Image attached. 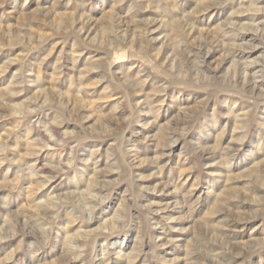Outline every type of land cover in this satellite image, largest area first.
<instances>
[{
  "label": "rangeland",
  "instance_id": "rangeland-1",
  "mask_svg": "<svg viewBox=\"0 0 264 264\" xmlns=\"http://www.w3.org/2000/svg\"><path fill=\"white\" fill-rule=\"evenodd\" d=\"M135 2L92 0L84 10L87 16L77 8L76 0L72 4L67 0H27V4L9 0L5 4L0 15V159L7 150L9 159L21 163L11 168L8 163L0 164V195L11 193L8 207L0 208V238L16 233L0 243V264H14L19 255L16 248L22 246L19 228L21 224L33 227L34 216L49 224L68 225L63 242L41 252L40 264H97L102 256L107 257V264H145V260L151 264H264V224L249 219L253 201L264 202V152L250 150L246 141L244 151L229 167L213 164L207 171L193 170L221 155L227 158L229 143L239 138L246 121L264 117V27L260 26L264 0H188L185 10L195 20L191 29L181 16L170 25L152 24L146 29L143 21L156 17L150 10L142 14L132 11ZM146 30L149 36L144 35ZM106 52H110L114 68L135 72L141 65L150 66L152 80L147 91H157L172 81L192 85L184 89L182 103L172 109L165 105L167 114L162 112L157 123L148 128L133 126L141 136L154 137L160 145L178 139L167 150L171 156L159 153V170L150 164L139 169L140 175L151 177L142 183L159 188L183 176V189L172 195H136L135 184L122 185L124 191L116 190L119 198L113 192L102 206L106 210L102 222L94 219L81 227L69 211L70 193H78L90 209L102 195L95 185L105 178L115 179L117 170L98 161L83 187L69 188L56 179L46 182L49 169L42 166L59 164L58 156H49L55 145L46 137L59 139L57 129L65 139L79 134L81 118L87 117L82 125L87 138L82 137L81 151L100 148L107 155L117 144L110 130L126 113L117 107L120 94L106 91L103 69L97 67ZM37 73L39 82L31 83ZM172 91L169 87V95ZM209 99L215 102L209 105ZM61 102L68 104L71 122L58 118V113L66 112ZM212 108L214 127L195 142L191 132L187 139L178 138L186 125L210 119ZM34 122L46 127L47 133ZM208 151L213 153L212 159H201L200 153ZM156 154L155 145L143 153L145 158ZM36 161L39 172L31 179L18 178L22 164ZM189 190L192 199L199 197V201L190 212L180 213L185 218L174 224L180 230L168 232L167 238L177 243L154 249L149 238L164 235L153 227L162 218L145 206H160L164 215H176L164 206L183 202ZM128 195H135L147 213L141 226L129 228L126 236L113 235L107 252L100 249L102 240L92 250L82 244L85 237L91 241L97 229L118 227ZM53 210L57 215L51 214ZM237 217L245 223H234ZM32 239L31 233L25 235L23 244Z\"/></svg>",
  "mask_w": 264,
  "mask_h": 264
},
{
  "label": "clouds",
  "instance_id": "clouds-1",
  "mask_svg": "<svg viewBox=\"0 0 264 264\" xmlns=\"http://www.w3.org/2000/svg\"><path fill=\"white\" fill-rule=\"evenodd\" d=\"M9 0H0V15L3 14L2 10ZM68 4H72L73 0H67ZM120 3H124V0H119ZM133 0H129L132 4ZM188 0H136L135 7L132 11L137 14L148 12L156 17L152 20H144L143 23L146 29H149L152 24H156L158 27L167 26L173 22V18L181 16L188 29L195 27L194 15L192 12L185 10V6ZM27 4V0H25ZM92 4V0H76V6L82 12ZM115 7V5L113 6ZM87 16V13L84 12ZM90 19V17L88 18ZM88 19L83 22L87 23ZM260 26L264 27V20L260 22ZM145 36L150 35V31L144 32ZM110 52H106L103 60L97 62L98 69H103L102 82L105 83L106 91L109 93L120 94V98L117 101V107L126 113V117L121 119L119 123L112 128L111 136L118 142L113 145L110 152L106 155L100 151V148H95L91 151L84 149L81 151L82 137L87 138V131L83 128V121L87 117H82L80 121L81 132L79 134H69V138L65 139L62 130L57 129V136L46 138L50 142H54L55 148L49 153L52 159L59 157L58 166L52 164H46L42 167L49 169V175L44 177L45 181L56 179L62 185H66L69 188H80L88 183L90 173L96 168L98 161H106L112 168L117 170L116 178H105L95 185V190L102 193L100 197L93 203V207L86 208V201H84L78 193H70L68 200L70 205L69 211L73 213V222H79L81 227L85 225H91L95 219L97 222H102V217L106 214V210L103 209V205L111 198L112 193L116 192L122 185H136V195L141 193H151L157 196L160 195H172L173 193H179L183 189V176L180 177L174 184H165L158 187L146 186L143 181L151 179L150 176L140 175L139 169L144 165H152L159 170L161 166L160 161L162 155L159 153H165L171 156V152L167 151L171 149L177 140H171L166 145H160L154 137L145 138L138 132L133 130L134 125H138L141 128H148L152 124L157 123L161 118V113L167 114L165 105L168 109H172L178 103H182L181 96L186 88L192 87V85L185 84L184 82L172 81L170 83L163 84L159 90L150 92L146 89L149 87V81L152 80V72L149 67L143 65L136 68L134 72L131 68L113 67L110 59ZM76 59L73 60L72 68L75 71ZM211 67V66H210ZM40 76L37 73L36 78L31 83H38ZM23 81L20 82V87H23ZM169 87H172V94L169 95ZM179 90L180 94H177ZM213 99L208 100V104H213ZM207 106V105H205ZM60 107L66 112L58 113V118L62 122H71L72 117L70 115V109L67 103L61 102ZM196 114H200V110H196ZM211 118L197 124L195 121L189 125H186L179 133L178 138L187 139V133L193 134L192 139L195 142L198 137L203 136L208 130L215 125V108L211 109ZM147 121V122H145ZM35 127L42 132L47 133V128L42 127L38 122H34ZM249 128H251V139L249 140ZM130 133V135H129ZM249 143L250 150L264 152V117L256 118L252 121H246L245 127L240 131L239 138L234 142L229 143L227 148L228 156H220L219 158L212 159L213 153L208 151L206 153H200V158L212 159V163H205L202 167L193 169L194 171H207L213 164L220 165L222 167H229L230 162L244 151L245 142ZM155 145L156 152L158 154L145 158L143 153L148 150L149 147ZM187 160V155L185 156ZM8 163L10 168L13 165H18L21 162L15 159H9L7 150L0 159V164ZM39 162L24 163L18 168V178L31 179L35 172H39L41 169L37 168ZM134 173V176L131 175ZM157 173H153L156 175ZM208 175H214L209 172ZM197 181H199V175H197ZM186 183V182H185ZM179 185V187L177 186ZM170 189V191H169ZM121 188V191H124ZM11 193H9L10 195ZM127 195V193H125ZM9 195H0V208L6 209L8 207ZM117 198L120 196V192H116ZM192 191L189 190L185 196L183 202L180 200L173 201L169 205L164 206L165 210H171L178 213L176 215H164L160 210V206H145L149 212L161 215L162 223L154 224L153 227L160 228L163 236L150 237L149 244L155 248H163L168 244L177 243L173 239H168V232H177L180 229L174 227V224L184 219L185 216L180 213L188 212L198 203L199 197L195 200L192 199ZM255 207L250 214L249 219H260L264 224V202L253 201ZM97 209H101L98 215H94ZM135 210V214L134 211ZM53 216L57 215L55 210L51 212ZM147 213L141 209V206L137 203L135 195H128V203H126V212L119 218L118 227L112 228L109 225V229H97L95 237L89 241L87 237L82 244L87 246L90 250L95 249L98 240H102L100 243V249L102 252H107L109 249L108 240L113 235L124 234L127 235L129 228L135 230L138 226H141V222ZM33 227H28L21 224L19 228L20 239L22 246L16 248V252L19 254L14 264H40L41 252L45 249H50L53 244H61L64 240V234L68 231V225L64 223L49 224L47 220L40 217H32ZM234 223L243 224L244 219L237 217ZM41 225H44L41 227ZM235 230V229H234ZM31 233L33 239L23 244V238L25 235ZM16 233H11L0 238V243L7 241L15 236ZM142 242V237H141ZM258 247V245H257ZM153 249V250H154ZM114 251V248H113ZM155 259V257H153ZM88 260H91L89 255ZM97 264H107V257L102 256L97 258ZM145 264H151V261L145 260Z\"/></svg>",
  "mask_w": 264,
  "mask_h": 264
},
{
  "label": "bare ground",
  "instance_id": "bare-ground-1",
  "mask_svg": "<svg viewBox=\"0 0 264 264\" xmlns=\"http://www.w3.org/2000/svg\"><path fill=\"white\" fill-rule=\"evenodd\" d=\"M119 56H120V54H119ZM124 57V56H123ZM121 61V60H120ZM123 205V204H122Z\"/></svg>",
  "mask_w": 264,
  "mask_h": 264
}]
</instances>
